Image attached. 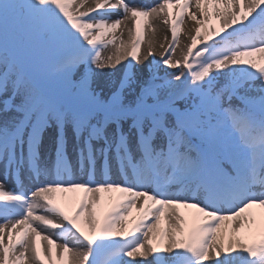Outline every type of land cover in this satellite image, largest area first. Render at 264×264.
I'll list each match as a JSON object with an SVG mask.
<instances>
[{"label":"snow or ice","instance_id":"snow-or-ice-1","mask_svg":"<svg viewBox=\"0 0 264 264\" xmlns=\"http://www.w3.org/2000/svg\"><path fill=\"white\" fill-rule=\"evenodd\" d=\"M93 5L0 0V264H264V0Z\"/></svg>","mask_w":264,"mask_h":264},{"label":"bare ground","instance_id":"bare-ground-1","mask_svg":"<svg viewBox=\"0 0 264 264\" xmlns=\"http://www.w3.org/2000/svg\"><path fill=\"white\" fill-rule=\"evenodd\" d=\"M126 2L129 3L130 5H138V4H152V3H155L156 0H126ZM122 16H123V13L120 12V11H118V12L114 13L111 18L112 19H116L118 17H121L122 18ZM127 22H125L124 24H122L121 29L117 31V34L118 33H123L122 37H121V34H120V38H122L125 41H126V38L128 39V37H129V31L128 30L132 27V26L129 27L128 24H127ZM152 25H153V28H154V31H152L154 33V38L150 42L152 43V46H153L154 57H155V59L159 60L160 59V53L163 51V49L160 47V45L161 44H164V46L167 47L168 46V42L171 40V35L169 36V32L167 31V40L165 41L166 32H165V35L164 36H162L161 34H159V31H160V27L159 26L160 25L161 26H164V24L161 22L160 19H154L152 21ZM191 26H192L191 22L187 20V17H185V24L182 25V27L185 28V30H186V29L190 28ZM166 28H167V26H166ZM146 32L147 31L145 29L144 41H145L146 35H148ZM189 42L190 41L186 38L185 32H181L180 35H179V45L177 46L176 53L173 55V59L180 58V56H181L180 49L181 48H184L186 50V45ZM143 43L141 44V47L140 48H142ZM108 49H111L109 52L113 51V49L111 47H109ZM141 57H144V55H142ZM151 59L152 58L150 57V58H148V60L143 61L140 66L141 67H146V65L150 62ZM164 71L165 70H164L163 66H161V73H164ZM167 71L168 72H173V71H176V70L167 69ZM0 180H2L3 183L5 181L2 178L1 174H0ZM161 226H163V223H161ZM44 244L46 245V242H44Z\"/></svg>","mask_w":264,"mask_h":264},{"label":"rangeland","instance_id":"rangeland-1","mask_svg":"<svg viewBox=\"0 0 264 264\" xmlns=\"http://www.w3.org/2000/svg\"><path fill=\"white\" fill-rule=\"evenodd\" d=\"M93 3V0H86V6H89L90 4H92ZM127 24H128V26L129 27H131L132 26V23H131V21H128L127 22ZM154 24V23H153ZM160 27V31H159V34H161L162 36H164L165 35V32H166V37H167V31H168V29L166 28V26L164 25V26H159ZM162 27V28H161ZM167 29V30H166ZM146 33L148 34V35H146V37H145V41H144V43H143V45H142V48H140V54H141V56L142 55H146V52H147V48H148V44H149V42L151 41V40H153V38H154V33L152 32V31H150V30H148L147 28H146ZM169 32V31H168ZM120 34L121 33H116V35H117V37L118 38H120ZM169 36H170V32H169ZM130 39V37H128V39L126 38V41H128ZM165 41H166V39H165ZM111 49H104V51H103V55H105V56H107L108 54H109V51H110ZM146 61V60H145ZM86 178V177H85ZM45 247H46V245H45Z\"/></svg>","mask_w":264,"mask_h":264}]
</instances>
